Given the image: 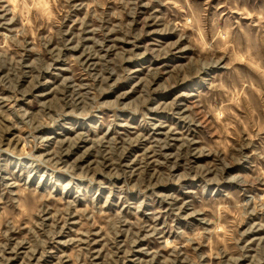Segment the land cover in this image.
Returning a JSON list of instances; mask_svg holds the SVG:
<instances>
[{
  "label": "rangeland",
  "instance_id": "374dc122",
  "mask_svg": "<svg viewBox=\"0 0 264 264\" xmlns=\"http://www.w3.org/2000/svg\"><path fill=\"white\" fill-rule=\"evenodd\" d=\"M0 264H264V0H0Z\"/></svg>",
  "mask_w": 264,
  "mask_h": 264
},
{
  "label": "bare ground",
  "instance_id": "6f19581e",
  "mask_svg": "<svg viewBox=\"0 0 264 264\" xmlns=\"http://www.w3.org/2000/svg\"><path fill=\"white\" fill-rule=\"evenodd\" d=\"M86 135V134H85ZM162 148H166V146H163Z\"/></svg>",
  "mask_w": 264,
  "mask_h": 264
}]
</instances>
